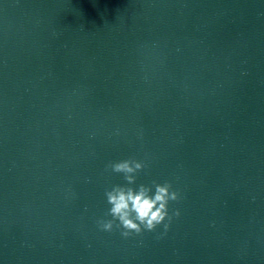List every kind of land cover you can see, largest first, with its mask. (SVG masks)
<instances>
[{
  "label": "clouds",
  "instance_id": "9594fccd",
  "mask_svg": "<svg viewBox=\"0 0 264 264\" xmlns=\"http://www.w3.org/2000/svg\"><path fill=\"white\" fill-rule=\"evenodd\" d=\"M146 164L135 158L111 162L107 168L117 174H122L125 185H115L105 192L106 203L110 206L107 218L96 221L99 230L112 232L120 230L123 238L133 235L140 236L145 231L154 232L163 225L164 235L167 233L174 217L180 216L179 209L170 214L169 204L180 199V193L173 190L170 182H152L151 186L136 183V174L144 169Z\"/></svg>",
  "mask_w": 264,
  "mask_h": 264
}]
</instances>
